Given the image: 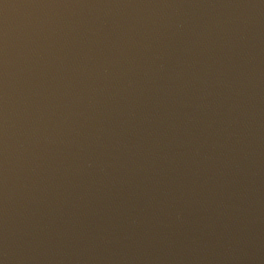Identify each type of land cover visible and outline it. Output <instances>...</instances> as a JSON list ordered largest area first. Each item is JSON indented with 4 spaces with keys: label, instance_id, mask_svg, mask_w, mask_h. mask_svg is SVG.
I'll return each instance as SVG.
<instances>
[{
    "label": "water",
    "instance_id": "water-1",
    "mask_svg": "<svg viewBox=\"0 0 264 264\" xmlns=\"http://www.w3.org/2000/svg\"><path fill=\"white\" fill-rule=\"evenodd\" d=\"M0 264H264V0H0Z\"/></svg>",
    "mask_w": 264,
    "mask_h": 264
}]
</instances>
